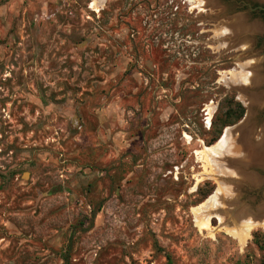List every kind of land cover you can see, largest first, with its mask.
Here are the masks:
<instances>
[{"label":"rangeland","instance_id":"374dc122","mask_svg":"<svg viewBox=\"0 0 264 264\" xmlns=\"http://www.w3.org/2000/svg\"><path fill=\"white\" fill-rule=\"evenodd\" d=\"M91 3L0 0V264H264V230L241 247L192 213L217 190L197 151L247 114L216 24Z\"/></svg>","mask_w":264,"mask_h":264},{"label":"bare ground","instance_id":"6f19581e","mask_svg":"<svg viewBox=\"0 0 264 264\" xmlns=\"http://www.w3.org/2000/svg\"><path fill=\"white\" fill-rule=\"evenodd\" d=\"M189 1L194 4L201 19L211 20L216 24L213 42L217 47L214 50L235 54L236 59L240 61L237 65L238 72L222 73L221 82L229 90L236 91L239 100L248 109L249 88L259 59L253 54L255 44L236 25L209 15L206 0ZM106 2L108 0H92L91 9L99 13ZM205 14L207 17H204ZM214 110L212 105L206 108L207 125L211 123ZM242 124L225 129L223 136L215 145H203L201 151L196 150V155L204 168L202 169L204 173L197 179V184L214 181L217 190L207 201L194 207L192 213L200 233H206L212 239L219 233H224L244 247L255 230H264V210L247 216L240 211L237 204L241 186L238 135ZM214 220L218 221L216 227L213 224Z\"/></svg>","mask_w":264,"mask_h":264},{"label":"water","instance_id":"95a60500","mask_svg":"<svg viewBox=\"0 0 264 264\" xmlns=\"http://www.w3.org/2000/svg\"><path fill=\"white\" fill-rule=\"evenodd\" d=\"M249 3L264 5V0H206V9L214 18L239 27L255 44V36L264 33V27L243 15L242 7ZM257 53L259 59L249 88L247 114L238 124L243 123L238 135L241 186L237 204L247 216L264 210V119H258L264 105V55L259 50Z\"/></svg>","mask_w":264,"mask_h":264},{"label":"flooded vegetation","instance_id":"af4514ba","mask_svg":"<svg viewBox=\"0 0 264 264\" xmlns=\"http://www.w3.org/2000/svg\"><path fill=\"white\" fill-rule=\"evenodd\" d=\"M242 8L245 9V12L243 15L248 16L251 21L259 22L264 27V5L263 4L249 3V4L243 5ZM263 45H264V33L255 36V45L253 47V51L259 50V52L264 55ZM255 55L258 56L257 54ZM263 65H264V62H263ZM258 119L260 121L264 119V105L259 112Z\"/></svg>","mask_w":264,"mask_h":264},{"label":"trees","instance_id":"16d2710c","mask_svg":"<svg viewBox=\"0 0 264 264\" xmlns=\"http://www.w3.org/2000/svg\"><path fill=\"white\" fill-rule=\"evenodd\" d=\"M242 115H243V113H241V115L239 116V118H238V119L242 118Z\"/></svg>","mask_w":264,"mask_h":264}]
</instances>
